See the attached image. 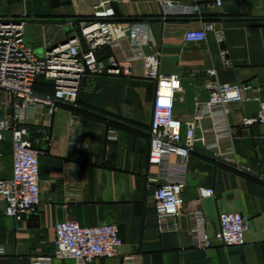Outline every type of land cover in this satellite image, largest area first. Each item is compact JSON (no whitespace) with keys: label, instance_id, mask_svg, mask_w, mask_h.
Listing matches in <instances>:
<instances>
[{"label":"crops","instance_id":"obj_1","mask_svg":"<svg viewBox=\"0 0 264 264\" xmlns=\"http://www.w3.org/2000/svg\"><path fill=\"white\" fill-rule=\"evenodd\" d=\"M95 2L0 0V17H22L25 39L38 46L69 38V21L90 16ZM174 2L179 7L198 5L199 11L192 16L167 15L156 0L113 4L116 20L147 39L144 51L160 53L161 72H179L182 77L175 115L184 128L195 122L199 138L185 174L183 213L160 229L153 191L147 187L149 175H166V170L149 164L156 83L144 77L142 60H135L131 76L86 78L76 106L58 103L53 114L38 106L26 116L32 132L40 133L31 142L44 151L41 203L36 212L16 221L5 213L6 202L0 201V245L5 248L0 264H32L34 256L53 254L55 225L68 217L83 226H119L124 241L119 255L92 264H264V134L261 125L247 127L242 122L257 115L259 100L229 105L225 119L207 113L199 117L209 100L207 71L213 67L220 81L249 85L247 96L264 99V0ZM204 23L213 26L207 40L187 42L185 31L201 29ZM131 53L128 40L98 52L101 59ZM37 86L41 94H54L52 84ZM73 116L84 122L85 147L72 144ZM12 172V135L5 131L0 139V179L10 178ZM202 186L213 187L215 195L199 201ZM197 205L210 235L220 227L221 212L240 211L250 222L246 243L194 247L188 210ZM54 264L77 261L55 258Z\"/></svg>","mask_w":264,"mask_h":264},{"label":"built area","instance_id":"obj_2","mask_svg":"<svg viewBox=\"0 0 264 264\" xmlns=\"http://www.w3.org/2000/svg\"><path fill=\"white\" fill-rule=\"evenodd\" d=\"M95 1L90 16L69 21L71 35L68 43L56 46L51 43V49L45 43L44 54L25 39L24 19L0 17V139L5 131L11 132L13 154L12 176L0 179V201L6 202L5 213L16 221H22L36 212L41 203L40 158L44 151L35 147L29 139L32 128L26 123L28 113L38 106H44L53 114L61 102L76 106L86 78L100 74L131 76L133 62L142 60L144 77L156 83L149 164L166 170V175H149L147 187L153 191L159 227L163 230L184 211L185 174L199 139L196 123H188L184 128L183 122L175 115L176 95L183 89L180 73L161 72L160 53H146L145 36L127 23L116 20L114 0ZM156 1L167 15L192 16L199 11L198 5L179 7L174 0ZM211 29L213 26L209 23H204L201 29H189L185 31V40L196 43L206 41ZM123 40L130 43V55L125 58L115 55L107 59L99 57L98 52L102 47H119ZM207 73L210 77L206 83L209 100L199 117L207 113L225 119L229 105L255 98L259 100L257 115L246 116L242 122L247 127L261 125L264 134V99L247 96L249 85L220 81L215 67L208 69ZM41 77L53 83V95L35 90ZM2 93L8 97L3 98ZM10 108L13 112H10ZM71 127L72 144L77 148L85 147L87 136L81 130L84 122L73 116ZM214 195L213 187L202 186L198 200ZM188 215L192 245L196 248L207 249L215 244L239 247L246 243L250 222L240 211L221 212L220 227L215 235L206 231L205 215L199 205L189 209ZM55 231V252L34 256L32 264H54L55 258H73L77 264H92L96 259L119 255L124 244L120 228L114 223L83 226L75 218L68 217L56 223ZM3 254L5 248L0 245V255Z\"/></svg>","mask_w":264,"mask_h":264},{"label":"water","instance_id":"obj_3","mask_svg":"<svg viewBox=\"0 0 264 264\" xmlns=\"http://www.w3.org/2000/svg\"><path fill=\"white\" fill-rule=\"evenodd\" d=\"M73 37H74V36L72 35L71 38H73ZM68 41H69V38H63V39H60L59 41H55V43H53V45L56 46V45H58L59 43H61V44H66V43H68ZM47 47H48V49H51V48H52V44H51V43H48V44H47ZM222 47L225 48V45L222 44ZM30 135H31V136H30V140H32L33 136H35V135H40V133L31 132Z\"/></svg>","mask_w":264,"mask_h":264},{"label":"trees","instance_id":"obj_4","mask_svg":"<svg viewBox=\"0 0 264 264\" xmlns=\"http://www.w3.org/2000/svg\"><path fill=\"white\" fill-rule=\"evenodd\" d=\"M38 82H42V83H44V84H47V86L48 85H53V83H51V82H47L44 78H39L38 80H37V84H38ZM37 84L35 85V90H37L38 91V88H39V86H37ZM40 84V83H39Z\"/></svg>","mask_w":264,"mask_h":264},{"label":"rangeland","instance_id":"obj_5","mask_svg":"<svg viewBox=\"0 0 264 264\" xmlns=\"http://www.w3.org/2000/svg\"><path fill=\"white\" fill-rule=\"evenodd\" d=\"M23 16H28V15L27 14H24ZM19 18H22V17H19ZM25 19H29V18H25ZM37 50H38L39 53L44 54V52H45L44 45H42V44L41 45H38L37 46Z\"/></svg>","mask_w":264,"mask_h":264}]
</instances>
